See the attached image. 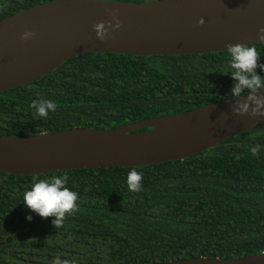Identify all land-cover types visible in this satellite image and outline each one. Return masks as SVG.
<instances>
[{"label":"trees","instance_id":"trees-1","mask_svg":"<svg viewBox=\"0 0 264 264\" xmlns=\"http://www.w3.org/2000/svg\"><path fill=\"white\" fill-rule=\"evenodd\" d=\"M46 1L0 0V19ZM254 46L264 63V42ZM227 71L226 51L77 55L0 92V135L116 128L232 98L235 82ZM39 98L58 105L47 119L30 107ZM256 145L260 152L253 156ZM132 167L143 173L140 192L128 190ZM132 167L0 171V264H52L58 255L76 264H160L264 251V123L183 159ZM65 173L79 210L56 229L54 217L33 212L23 194L34 177Z\"/></svg>","mask_w":264,"mask_h":264},{"label":"water","instance_id":"water-1","mask_svg":"<svg viewBox=\"0 0 264 264\" xmlns=\"http://www.w3.org/2000/svg\"><path fill=\"white\" fill-rule=\"evenodd\" d=\"M113 11L122 27L110 29L102 42L93 25L110 21ZM200 18L205 21L202 26L197 23ZM260 27H264V0H50L0 19V92L32 82L77 55L226 51L228 43H261ZM25 31L36 35L24 41ZM235 100L227 98L116 128L77 126L27 136L0 135V171L30 175L183 159L264 123V117L233 115ZM160 264H264V251Z\"/></svg>","mask_w":264,"mask_h":264},{"label":"clouds","instance_id":"clouds-1","mask_svg":"<svg viewBox=\"0 0 264 264\" xmlns=\"http://www.w3.org/2000/svg\"><path fill=\"white\" fill-rule=\"evenodd\" d=\"M110 21H101L93 25L97 39L104 41L109 35V30H119L122 22L115 11L111 13ZM198 25H204L203 18L198 20ZM36 35L33 31H25L21 39L28 41ZM260 42H264V27L257 31ZM226 53L229 57V66L231 71L222 72L227 75L231 73L234 85L231 89V95L236 98L231 105L233 115H250L251 117H264V94L260 89H264V76L258 74L257 69L264 71V63H260V54L253 45L231 44L226 46ZM247 93L246 99H240ZM31 108L35 110V116L47 119L49 112H55L58 105L49 99L39 98L31 101ZM226 119L227 113L222 114ZM250 151L253 156L260 152V146H252ZM143 173L132 167L127 174V186L130 192H140L142 190ZM80 197L75 191L67 187V174L54 175L47 179L33 178L30 190L23 194V202L29 209L42 218L54 217L53 226L58 229L64 224L68 215L75 214L78 209ZM27 219L30 221L31 216ZM52 264H76L75 258L61 259L56 256Z\"/></svg>","mask_w":264,"mask_h":264}]
</instances>
